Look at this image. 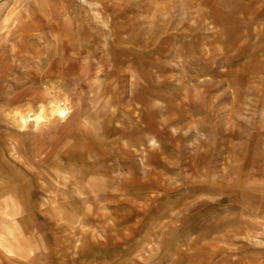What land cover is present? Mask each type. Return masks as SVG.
Listing matches in <instances>:
<instances>
[{"label":"rangeland","instance_id":"1","mask_svg":"<svg viewBox=\"0 0 264 264\" xmlns=\"http://www.w3.org/2000/svg\"><path fill=\"white\" fill-rule=\"evenodd\" d=\"M20 38L65 57L24 131L0 80V264H264V0H0Z\"/></svg>","mask_w":264,"mask_h":264},{"label":"crops","instance_id":"2","mask_svg":"<svg viewBox=\"0 0 264 264\" xmlns=\"http://www.w3.org/2000/svg\"><path fill=\"white\" fill-rule=\"evenodd\" d=\"M25 30V28H19L16 30V34L20 36L19 34L21 31ZM39 45H41V49L34 51L31 53L32 55H22L23 52L27 51L25 48L30 45V40L25 38H20L13 46L11 47L10 53H12L11 60L9 59V62L6 60H3L0 58V80H5L11 76L15 75L13 79L10 81V86L8 87V93L12 94L15 89L19 86H23L25 83V86L23 90H21L17 95L11 96V98L7 99V103L12 107V111L14 110V107H21L24 105H28L31 100H33L35 97L40 96L42 93L44 85L48 82H56L53 80L54 73L57 71L56 63H58L56 60H53V57L61 56L62 55V48L59 47L56 50H53L54 52L51 54L52 48L47 47V43H42L39 40H37ZM25 49V50H24ZM0 51H4L3 48H0ZM58 51V52H56ZM33 64V67L31 66ZM82 70L84 68L83 73H88L89 64L87 61H83L81 63ZM71 63H68L67 65H62L60 67V73L63 71H69L72 69ZM75 66V64H74ZM73 66V68H74ZM20 67L21 70V76H19L20 73H17V68ZM32 67V68H30ZM64 67V68H63ZM30 68V70L28 69ZM85 76H88L86 74ZM73 114L70 115V117L67 120H70L72 118ZM62 122L58 125H52L49 127L50 130H53L55 132H59L63 128L66 127V122ZM34 125H38L33 123ZM30 126L27 125L25 129H20L22 131L28 129ZM43 127H47L45 125H41ZM16 127V126H15ZM17 128V127H16ZM19 129V128H18ZM152 138L149 140L151 143Z\"/></svg>","mask_w":264,"mask_h":264},{"label":"bare ground","instance_id":"3","mask_svg":"<svg viewBox=\"0 0 264 264\" xmlns=\"http://www.w3.org/2000/svg\"><path fill=\"white\" fill-rule=\"evenodd\" d=\"M62 55L64 58L65 54H62ZM53 92H54V87L50 86L49 89L45 90V94L42 96V98L44 99L43 100L44 101L43 102L44 107L41 106L42 109L44 108V112H43L44 116L43 117L44 118L47 117L49 120L55 119V118H63L64 119V117L69 113V109L63 104L59 105L57 99H55L53 96ZM62 102H63V100H62ZM26 110H19V108H16L15 110L12 111V113H6L5 116L11 122V124L16 126L17 128L25 129L27 126V122H28L27 121L28 120V114H27V112H25ZM153 143H154V141L152 140L150 144H153Z\"/></svg>","mask_w":264,"mask_h":264}]
</instances>
